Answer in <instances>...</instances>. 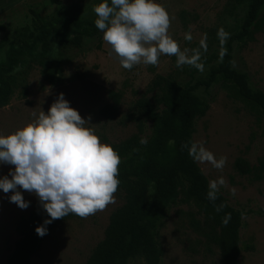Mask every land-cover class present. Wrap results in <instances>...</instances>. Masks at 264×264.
<instances>
[{
  "label": "rangeland",
  "instance_id": "1",
  "mask_svg": "<svg viewBox=\"0 0 264 264\" xmlns=\"http://www.w3.org/2000/svg\"><path fill=\"white\" fill-rule=\"evenodd\" d=\"M251 0H158L170 17L168 35L177 42L187 56L198 55L202 70L192 65L176 66L174 55H161L156 65L143 63L131 69L121 67L119 57L98 35L82 39L78 47L57 45L54 34L47 37L46 48L35 39L37 30L31 10L42 22L52 24L62 10L82 19H91L93 6L99 0H26L0 15V60L8 48L25 47L20 61L10 76L14 91L8 104L0 108V134H8L35 119L33 113L47 112L56 95L63 92L72 107L82 117L89 118V127L95 130L101 142L107 144L123 140L136 132L132 113L135 100L143 93L154 76H170L182 84L193 85L205 80L220 62V52L228 39L239 30ZM191 39L186 40L185 34ZM232 69L244 73L253 88L264 92V27L252 41L231 43ZM196 69V70H195ZM228 82L220 75L209 85H198L194 93L208 102L206 113L195 120L193 141L199 153L202 146L214 158H225L222 168L196 159L202 173L212 181L223 178L218 191L232 207L242 210L239 228V264H264V176L254 180L239 174L233 166L237 157L256 165L264 146V117L259 121L248 107L227 88ZM122 90L119 115L106 120L98 114L101 106L110 102L108 92ZM87 123V122H86ZM150 127L147 126L149 133ZM197 153V154H198ZM11 165L0 164V175H7ZM233 189L235 193L233 194ZM29 201L26 209L19 208L0 192V264L18 235L15 226L21 216L38 204L37 198L23 192ZM124 201L123 192L114 193L112 203L83 218L59 223L43 240L30 264H84L94 246L103 238L110 213ZM164 220L159 229L163 254L161 264H221L217 249L208 250L203 238L189 225V214L196 208L181 200L163 208ZM128 264H143L140 257Z\"/></svg>",
  "mask_w": 264,
  "mask_h": 264
},
{
  "label": "trees",
  "instance_id": "2",
  "mask_svg": "<svg viewBox=\"0 0 264 264\" xmlns=\"http://www.w3.org/2000/svg\"><path fill=\"white\" fill-rule=\"evenodd\" d=\"M59 4L60 0H50ZM33 23L37 30L35 39L46 48L47 37L54 34L57 45L78 47L82 39L95 36L99 31L91 19H82L74 13L62 10L52 24L42 22L34 10ZM264 27V0H251L247 14L220 52V62L213 68L207 79L193 85L182 84L170 76L154 74L143 93L135 100L132 113L126 119H134L136 132L118 142L109 143L119 156L118 191L123 192V203L110 213L103 238L97 242L84 264H128L129 260L140 257L143 264H161L162 248L159 229L163 225L165 206L179 197L196 208L189 214V225L197 232L209 250L216 247L221 264H239V228L242 226V210L228 204L217 191L216 199L207 198L208 180L196 162L198 153L193 141L195 120L209 108L206 100L194 93L198 85H209L217 75L228 82V90L240 99L255 115L257 121L264 117V92L253 88L244 73L231 68V43L252 41L254 35ZM31 44L8 48L5 59L0 60V108L7 105L14 91L10 74L20 61L25 47ZM202 62L201 65H205ZM196 70V69H195ZM123 96L122 90L108 92L109 103L98 110L106 120H115ZM147 126L150 127L149 133ZM141 138L146 143H140ZM193 148L195 152L193 153ZM193 153V154H190ZM234 169L254 180L264 176V146L256 165L237 157ZM223 205V207H220ZM225 214H230L227 223H222ZM46 213L39 203L15 226L18 238L6 256L5 264H30L48 234L59 223L81 218L69 213L64 218L47 225V233L40 237L35 227L42 223Z\"/></svg>",
  "mask_w": 264,
  "mask_h": 264
},
{
  "label": "clouds",
  "instance_id": "3",
  "mask_svg": "<svg viewBox=\"0 0 264 264\" xmlns=\"http://www.w3.org/2000/svg\"><path fill=\"white\" fill-rule=\"evenodd\" d=\"M93 12L102 40L124 69L141 63L156 65L161 55H174L177 67L187 64L202 70L198 55L187 56L168 35L170 17L158 0H99ZM185 39H191L190 35L186 33ZM33 116L35 119L22 127L0 134V164L12 166L7 175H0V192L21 209L29 206L23 192L37 198L46 217L35 232L43 237L54 220L69 213L87 217L113 202L120 159L63 92L56 95L47 112L41 109ZM146 142L141 138L140 143ZM196 156L217 169L225 162L224 157L217 160L202 146ZM223 184L222 177L209 183L210 201L216 199L218 185ZM229 218L230 214H225L222 223Z\"/></svg>",
  "mask_w": 264,
  "mask_h": 264
},
{
  "label": "crops",
  "instance_id": "4",
  "mask_svg": "<svg viewBox=\"0 0 264 264\" xmlns=\"http://www.w3.org/2000/svg\"><path fill=\"white\" fill-rule=\"evenodd\" d=\"M26 0H0V15L4 14L6 10L12 9L19 3Z\"/></svg>",
  "mask_w": 264,
  "mask_h": 264
}]
</instances>
